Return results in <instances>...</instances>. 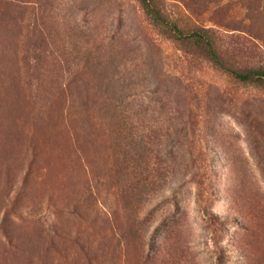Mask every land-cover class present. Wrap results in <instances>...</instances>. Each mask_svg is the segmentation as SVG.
I'll list each match as a JSON object with an SVG mask.
<instances>
[{
	"label": "rangeland",
	"instance_id": "1",
	"mask_svg": "<svg viewBox=\"0 0 264 264\" xmlns=\"http://www.w3.org/2000/svg\"><path fill=\"white\" fill-rule=\"evenodd\" d=\"M264 67V0H154ZM0 264H264V87L139 0H0Z\"/></svg>",
	"mask_w": 264,
	"mask_h": 264
},
{
	"label": "trees",
	"instance_id": "2",
	"mask_svg": "<svg viewBox=\"0 0 264 264\" xmlns=\"http://www.w3.org/2000/svg\"><path fill=\"white\" fill-rule=\"evenodd\" d=\"M145 13L152 22L160 27L168 38L200 50L220 70L236 80L259 87H264V67L236 68L229 65L220 55L217 39L213 30L205 26L183 27L168 20L156 6L154 0H139Z\"/></svg>",
	"mask_w": 264,
	"mask_h": 264
}]
</instances>
